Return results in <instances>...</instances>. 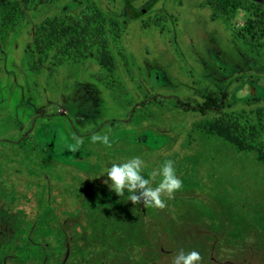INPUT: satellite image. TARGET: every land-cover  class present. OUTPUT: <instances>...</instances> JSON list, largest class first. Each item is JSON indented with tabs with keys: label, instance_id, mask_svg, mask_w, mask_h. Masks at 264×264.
Instances as JSON below:
<instances>
[{
	"label": "rangeland",
	"instance_id": "obj_1",
	"mask_svg": "<svg viewBox=\"0 0 264 264\" xmlns=\"http://www.w3.org/2000/svg\"><path fill=\"white\" fill-rule=\"evenodd\" d=\"M202 1L157 0L132 17L125 0H0V264H173L192 250L198 264H264V38L251 53L240 38L251 11L216 0L214 19ZM85 14L103 20L105 49L71 54L57 40L37 52L48 17ZM151 94L161 102L131 113ZM205 94L226 105L175 100ZM133 156L152 187L173 162L182 184L163 207L104 183Z\"/></svg>",
	"mask_w": 264,
	"mask_h": 264
},
{
	"label": "trees",
	"instance_id": "obj_2",
	"mask_svg": "<svg viewBox=\"0 0 264 264\" xmlns=\"http://www.w3.org/2000/svg\"><path fill=\"white\" fill-rule=\"evenodd\" d=\"M157 0H151L148 5L144 6L143 9H135L130 0H125L126 8L130 16L137 17L142 14L148 7L151 6ZM232 8L242 7L251 11V15L247 17L244 25L242 26V33L240 38L243 40L244 45L248 47L251 53L259 54L263 48L264 38V6L259 3L253 4L248 3L247 0H230ZM216 0H203L202 3H207L213 6L212 18L216 19L221 17V14L216 11ZM2 7H5L1 5ZM0 6V9H1ZM9 7L13 6L12 14L3 19L2 21H8L13 18L15 8L18 7V2H10ZM85 18L81 21L73 15H65L63 18H57L56 16H50L46 20L45 27L37 26L36 33L33 37V42L36 43L37 52H41L43 47L49 43H54L59 40L61 46L68 50L71 54L73 51L79 52L83 55L92 54L91 47L94 44H99L105 49V41L102 35L104 23L102 19L97 18L94 15L85 14ZM95 20V23H91ZM28 46V45H27ZM73 46V48H69ZM73 50V51H72ZM75 54V53H74ZM102 62L107 63L104 57H99ZM254 91H252V94ZM158 95H145L139 103L134 104L131 107V113H134L141 106H145L149 102H161ZM255 97H250L249 100ZM177 105L184 110H199L205 112L208 110H220L221 107L225 106L224 97L218 96L217 94H205L204 99L200 103L191 104L187 101H183L179 98H175ZM18 143L19 140L9 141Z\"/></svg>",
	"mask_w": 264,
	"mask_h": 264
},
{
	"label": "clouds",
	"instance_id": "obj_3",
	"mask_svg": "<svg viewBox=\"0 0 264 264\" xmlns=\"http://www.w3.org/2000/svg\"><path fill=\"white\" fill-rule=\"evenodd\" d=\"M93 140H101L109 144L108 136H94ZM143 160L133 156L120 163H112L106 170L107 179L104 181L108 187L119 196L127 193L128 200L134 204L143 201L146 205L163 207L162 194L171 195L181 187L182 181L176 175L173 162L166 161L160 169V182L152 187L150 179L143 174ZM200 253L192 250L190 252L180 251L173 260V264H198Z\"/></svg>",
	"mask_w": 264,
	"mask_h": 264
},
{
	"label": "water",
	"instance_id": "obj_4",
	"mask_svg": "<svg viewBox=\"0 0 264 264\" xmlns=\"http://www.w3.org/2000/svg\"><path fill=\"white\" fill-rule=\"evenodd\" d=\"M49 149L51 150H55V147H54V141H51V143L48 145Z\"/></svg>",
	"mask_w": 264,
	"mask_h": 264
},
{
	"label": "crops",
	"instance_id": "obj_5",
	"mask_svg": "<svg viewBox=\"0 0 264 264\" xmlns=\"http://www.w3.org/2000/svg\"><path fill=\"white\" fill-rule=\"evenodd\" d=\"M51 143V140L47 142V146ZM49 149V148H48Z\"/></svg>",
	"mask_w": 264,
	"mask_h": 264
}]
</instances>
